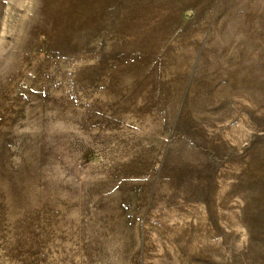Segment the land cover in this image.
Masks as SVG:
<instances>
[{
	"label": "rangeland",
	"instance_id": "obj_1",
	"mask_svg": "<svg viewBox=\"0 0 264 264\" xmlns=\"http://www.w3.org/2000/svg\"><path fill=\"white\" fill-rule=\"evenodd\" d=\"M0 264H264V0H0Z\"/></svg>",
	"mask_w": 264,
	"mask_h": 264
}]
</instances>
